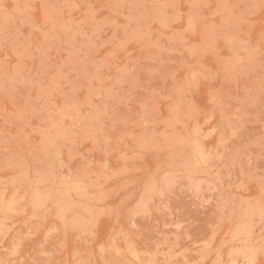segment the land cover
<instances>
[{"label":"rangeland","instance_id":"1","mask_svg":"<svg viewBox=\"0 0 264 264\" xmlns=\"http://www.w3.org/2000/svg\"><path fill=\"white\" fill-rule=\"evenodd\" d=\"M0 264H264V0H0Z\"/></svg>","mask_w":264,"mask_h":264}]
</instances>
